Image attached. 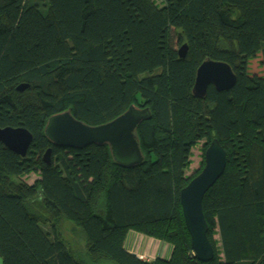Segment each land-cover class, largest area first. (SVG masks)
I'll return each instance as SVG.
<instances>
[{
    "label": "trees",
    "instance_id": "obj_1",
    "mask_svg": "<svg viewBox=\"0 0 264 264\" xmlns=\"http://www.w3.org/2000/svg\"><path fill=\"white\" fill-rule=\"evenodd\" d=\"M206 58L229 63L237 82L199 98L192 88ZM255 58L264 71V0H0V126L34 135L25 156L0 141L4 264H264V72L251 73ZM132 104L153 115L138 128L142 165L120 166L108 145L61 147L45 135L56 113L101 124ZM214 138L227 166L203 200L215 257L202 261L180 196L205 165L187 174L193 147L203 141L205 157ZM68 224L85 251L80 237L66 239ZM132 229L172 245L171 256L129 252Z\"/></svg>",
    "mask_w": 264,
    "mask_h": 264
},
{
    "label": "water",
    "instance_id": "obj_2",
    "mask_svg": "<svg viewBox=\"0 0 264 264\" xmlns=\"http://www.w3.org/2000/svg\"><path fill=\"white\" fill-rule=\"evenodd\" d=\"M188 46L179 49L181 58L187 54ZM237 82L233 67L225 62L206 58L196 71L192 88L194 96L203 98L210 85L218 90H227ZM28 85L22 84L19 90ZM150 107L130 105L123 113L101 124H89L78 119L71 110L51 115L45 126V135L52 145L84 148L89 145H108L117 164L124 168L142 165L145 156L141 147L138 128L152 119ZM34 135L26 127L0 126V141L11 151L25 156L33 142ZM52 148L44 154V160L51 164ZM205 165L181 191V205L186 227L191 236L194 254L202 261L215 257V248L208 237L209 224L206 220L203 200L208 190L224 174L227 166V152L218 138H214L205 150ZM0 264L4 259L0 257Z\"/></svg>",
    "mask_w": 264,
    "mask_h": 264
},
{
    "label": "crops",
    "instance_id": "obj_3",
    "mask_svg": "<svg viewBox=\"0 0 264 264\" xmlns=\"http://www.w3.org/2000/svg\"><path fill=\"white\" fill-rule=\"evenodd\" d=\"M149 237L139 231L129 230L126 239V248L129 252L138 255L143 259L153 260L157 257L169 258L173 251V246Z\"/></svg>",
    "mask_w": 264,
    "mask_h": 264
},
{
    "label": "rangeland",
    "instance_id": "obj_4",
    "mask_svg": "<svg viewBox=\"0 0 264 264\" xmlns=\"http://www.w3.org/2000/svg\"><path fill=\"white\" fill-rule=\"evenodd\" d=\"M17 71H19V68L16 67L12 70V73L17 72ZM250 71L251 73H258V74H262L264 72L263 68L260 65L259 58L252 59L250 63ZM202 145H203V141L198 143V145H196L192 149L191 163H190V167L187 170V174L190 177L198 173V170L202 168V163L204 160ZM36 176H37L36 174L32 173L26 180H28V182H33ZM64 232H65L66 239L69 242L70 240L68 239V237L71 239L72 242H75L77 238L80 237V240H78V245H79V248H82L81 249L82 251L84 250L83 248L84 241L82 240V237H81L82 234L80 233L79 230L73 229V226L71 224H68L67 230H64ZM161 244H164V243L161 242Z\"/></svg>",
    "mask_w": 264,
    "mask_h": 264
}]
</instances>
